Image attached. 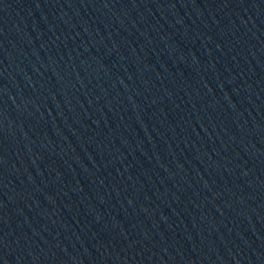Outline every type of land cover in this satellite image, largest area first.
<instances>
[{
	"label": "water",
	"instance_id": "95a60500",
	"mask_svg": "<svg viewBox=\"0 0 264 264\" xmlns=\"http://www.w3.org/2000/svg\"><path fill=\"white\" fill-rule=\"evenodd\" d=\"M0 264H264V0H0Z\"/></svg>",
	"mask_w": 264,
	"mask_h": 264
}]
</instances>
